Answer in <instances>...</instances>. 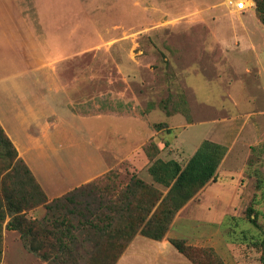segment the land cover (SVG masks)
I'll use <instances>...</instances> for the list:
<instances>
[{
	"label": "crops",
	"instance_id": "1",
	"mask_svg": "<svg viewBox=\"0 0 264 264\" xmlns=\"http://www.w3.org/2000/svg\"><path fill=\"white\" fill-rule=\"evenodd\" d=\"M49 2L37 1L43 21L52 20ZM195 2L206 5L205 19L216 22L205 31V41L191 43L204 54L196 62L199 69L191 61L176 66L191 101L188 109L169 113L159 105L147 109L134 91L130 75L142 62L131 59V54L123 60L118 48L117 54L113 48L109 51L125 87L101 91L95 87L101 83L96 71L105 52L90 48L65 53L63 36L51 29L58 21L48 25L50 29L43 24L47 38L42 40L20 0H0V125L49 203L105 178L125 163L132 176L154 184L149 173L154 161L174 160L185 166L207 140L226 148L216 181L179 210L165 236L154 239L139 230L113 264H197L173 241L212 249L223 264H263L262 253L254 248L255 238L262 235L260 224L255 227L246 211L258 195V181L264 180L263 161L253 159V149L264 137V24L250 19L253 11L227 12L226 0ZM53 16L63 18L61 12ZM85 56L91 59L86 66L93 75L91 81L81 82L69 71L71 66H65ZM79 63L85 64L76 61V67ZM197 75L216 85V103H206L205 96L197 94L192 80ZM91 84L98 90H90ZM213 209L217 215L202 214ZM37 214L41 218L43 208ZM240 222L250 232L242 240L235 230ZM110 254L102 258H112Z\"/></svg>",
	"mask_w": 264,
	"mask_h": 264
},
{
	"label": "rangeland",
	"instance_id": "2",
	"mask_svg": "<svg viewBox=\"0 0 264 264\" xmlns=\"http://www.w3.org/2000/svg\"><path fill=\"white\" fill-rule=\"evenodd\" d=\"M37 1L20 0L25 14L35 24L37 34L42 40L47 38L43 24H47V28L50 29L48 25H53L56 20L57 26H52L51 29L52 32L58 31L63 36L65 53L90 48H92L89 50L91 52L93 49L105 52L102 54L104 55L102 67L96 71L101 78V83L95 84L99 90L104 91L108 88L120 90L125 87L121 73L109 60V51L113 48L117 54L116 48H118V56L121 59L127 60L131 54V59L143 63L138 64L139 68L133 67L135 63L132 64L133 72L130 78L134 91L147 109L157 105L164 110L167 109L169 113L188 109L190 95L185 93V87L181 83L183 78L179 76V69L176 66L190 65L191 61L195 70L199 69L196 62L201 60L204 54L196 51V47H191V43L198 45L197 42L205 41V31L211 26L214 27L216 22L215 18L205 19L209 11L206 5L196 3L195 0H50L46 5L50 14L61 12L63 18L59 19L58 16L55 19L52 15L50 17L52 20L43 21L40 18L42 5ZM229 1L226 0L224 3L229 10L226 11L240 14L233 5L229 4ZM251 11L254 14L250 19H260L256 4ZM182 47L186 51H183ZM71 61L73 64L68 63L65 67L71 66L69 71L78 74L81 82L91 81L93 72L91 67L86 66V63L91 61L90 57L73 58ZM76 61H83L85 64L79 63L76 67ZM183 69L190 70L188 67ZM136 75L140 77L139 80L135 79ZM233 76L229 77L231 81L234 79ZM190 78L191 76L185 82ZM197 78L192 79L199 88L197 94L201 92L200 95L205 96L203 100L206 103H216L217 100L213 96L217 90L216 85L207 84L199 75ZM111 81H114V84ZM81 85L78 84L80 88ZM91 86L90 90H98V88L93 89V84ZM230 110L235 112L234 109ZM262 132L264 134V129ZM152 147L153 145L149 146ZM253 151V159L263 161L264 169V137ZM131 173L128 163H125L102 180L73 192L69 197L48 203L51 205L50 209L46 204H36L31 210H26L24 212L26 216L35 222V231H42L40 224L47 229L48 232L43 235L36 234L35 237H31L30 234L22 235L19 230L8 229L7 224L11 218L2 221L0 215V264H59L61 259H65V252L68 251L58 247V238L65 241L69 239V235L79 238L80 245L67 246L70 251L77 247L78 252H81L80 256L88 253L90 256L102 258V255L111 253L112 245L126 242L124 237L117 239L119 232H125L122 235L127 237L134 233L131 227L126 229L128 224L124 211L125 206L130 205L132 198L130 193L134 189V176ZM263 192L264 188L259 190L256 198L258 202L255 205L259 212L258 221L262 234L264 233ZM2 202L3 198L0 194V208ZM39 208H43L44 212L41 218L37 214ZM202 214L215 216L217 211L213 209L212 213L208 211ZM89 223L107 225L108 230L97 232ZM245 225L240 222V225L235 227L241 240L244 238ZM66 236L68 238L65 239ZM104 237H107L108 242L101 241ZM26 238L29 243L33 239L42 242L40 251L29 250L25 245ZM96 243L100 245L95 250L88 252L85 250L95 248ZM240 251H244L243 248H240ZM80 261L84 264L87 260Z\"/></svg>",
	"mask_w": 264,
	"mask_h": 264
},
{
	"label": "trees",
	"instance_id": "3",
	"mask_svg": "<svg viewBox=\"0 0 264 264\" xmlns=\"http://www.w3.org/2000/svg\"><path fill=\"white\" fill-rule=\"evenodd\" d=\"M254 2L257 6L259 17L264 24V0H254ZM160 126L162 125H157V128ZM225 154V147L207 140L202 143L198 151L185 166L174 160L163 161L158 159L154 161L149 168V173L153 177L154 184H148L137 176H134V189L130 193V196H132L130 205H126L124 208L128 224L126 229L131 227L134 233L132 236L127 237L122 235L125 232H119L116 236L117 239L124 237L126 238V242H119V244L112 245L110 249L112 250L110 254L112 258H97L93 255L90 256L88 253L80 256L81 252H78L77 247H74L70 251L67 245H80V243L78 237L69 235V239L65 241L62 238H58V247L68 251L65 252V259H61L59 264H81L80 260L83 259L87 260L84 264H113L125 249L130 239L139 230L145 236L154 239L163 238L179 210L210 181H216V172ZM87 186L77 188L62 198L69 197L73 192L79 191V189L86 188ZM257 188L258 190L264 188L263 179L258 181ZM0 194H2L3 198L0 208L1 219L2 221H6L7 218H11L7 224L8 229L19 230L22 235L27 236L30 234L31 237H35L36 234L43 235L48 232L42 224H40L42 231H35V222L29 219L24 213L26 210H31L36 204H46L49 209L51 205L48 204L49 201L43 188L36 180L28 165L19 157L15 146L1 125ZM257 196H255L253 204L246 211L248 220L255 227L259 226V212L255 207L258 202L256 200ZM147 199L150 200L147 202L145 201ZM89 224L91 228L96 229L100 233L108 230L107 225ZM243 234L245 238L248 237L247 235L250 232L244 231ZM66 238L68 237L66 236ZM24 240H26L25 245L27 248L33 252L40 251L41 246H43V243H40L37 239H33L31 243L27 241V238ZM101 241L108 242L107 237H104ZM254 241V248L262 253L261 262L264 264V233L260 237H256ZM36 242H38L37 245H35ZM173 243L181 252L187 254L197 264H223L221 258L212 249H200L187 246L184 241H173ZM99 245L96 243L95 248L85 250L87 252L95 250ZM82 250H84V247H82Z\"/></svg>",
	"mask_w": 264,
	"mask_h": 264
},
{
	"label": "built area",
	"instance_id": "4",
	"mask_svg": "<svg viewBox=\"0 0 264 264\" xmlns=\"http://www.w3.org/2000/svg\"><path fill=\"white\" fill-rule=\"evenodd\" d=\"M230 5H233V7L236 9V11L240 13H245L251 11L253 8H255V2L254 0H230ZM243 5V6H241Z\"/></svg>",
	"mask_w": 264,
	"mask_h": 264
},
{
	"label": "snow or ice",
	"instance_id": "5",
	"mask_svg": "<svg viewBox=\"0 0 264 264\" xmlns=\"http://www.w3.org/2000/svg\"><path fill=\"white\" fill-rule=\"evenodd\" d=\"M241 6H243V5H241Z\"/></svg>",
	"mask_w": 264,
	"mask_h": 264
}]
</instances>
